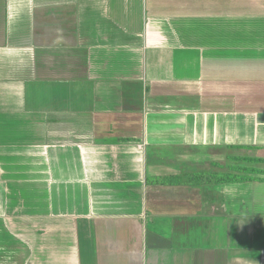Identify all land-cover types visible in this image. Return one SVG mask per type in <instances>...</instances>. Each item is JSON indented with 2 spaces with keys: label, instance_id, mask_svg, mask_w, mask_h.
Masks as SVG:
<instances>
[{
  "label": "crops",
  "instance_id": "0c3cea01",
  "mask_svg": "<svg viewBox=\"0 0 264 264\" xmlns=\"http://www.w3.org/2000/svg\"><path fill=\"white\" fill-rule=\"evenodd\" d=\"M259 169L264 0H0V264H264Z\"/></svg>",
  "mask_w": 264,
  "mask_h": 264
},
{
  "label": "trees",
  "instance_id": "16d2710c",
  "mask_svg": "<svg viewBox=\"0 0 264 264\" xmlns=\"http://www.w3.org/2000/svg\"><path fill=\"white\" fill-rule=\"evenodd\" d=\"M242 159L243 160H256V158H250V157H243ZM244 169H246L249 172L256 171V170H253L251 168H243V170ZM258 172L264 173V169H262V170L259 169ZM224 178L226 179V181H234V180H236V181H244V180L248 179V176H246V175H242L241 176L240 175V176H236L235 178H233L232 176H230V175L227 174Z\"/></svg>",
  "mask_w": 264,
  "mask_h": 264
}]
</instances>
